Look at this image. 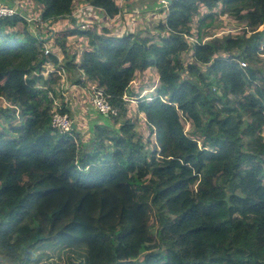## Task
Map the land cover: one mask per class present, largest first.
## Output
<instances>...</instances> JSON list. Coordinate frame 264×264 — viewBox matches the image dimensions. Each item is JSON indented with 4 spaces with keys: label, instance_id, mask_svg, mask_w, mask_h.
I'll return each instance as SVG.
<instances>
[{
    "label": "trees",
    "instance_id": "trees-1",
    "mask_svg": "<svg viewBox=\"0 0 264 264\" xmlns=\"http://www.w3.org/2000/svg\"><path fill=\"white\" fill-rule=\"evenodd\" d=\"M20 1L18 14L0 22V119L18 124L13 137L0 132V264H264V156L237 140L228 98L240 99L242 118L264 111V0H172L156 36L93 23L79 31L87 38L79 56L61 64L43 54L50 35L36 38L29 25L51 29L71 18L77 1L117 18L118 3L39 0L41 21L28 23L36 17L21 15ZM217 7L245 25L240 36L205 41ZM203 8L210 13L198 19ZM193 21L189 79L180 57ZM48 61L75 74L78 86L103 88L117 110L93 127L89 149L76 130L67 136L51 127L60 77L40 75ZM149 67L158 86L138 102L147 128L138 130L128 97ZM152 223L157 251L144 257Z\"/></svg>",
    "mask_w": 264,
    "mask_h": 264
},
{
    "label": "rangeland",
    "instance_id": "rangeland-1",
    "mask_svg": "<svg viewBox=\"0 0 264 264\" xmlns=\"http://www.w3.org/2000/svg\"><path fill=\"white\" fill-rule=\"evenodd\" d=\"M39 0H35L34 2L31 0V4H29L27 2V0H21L20 1V5L22 7V9L26 12L22 13L25 17H28V15H32V16H37L40 14V9L39 6H43V4L38 2ZM168 10V6L166 7V11L162 10V7L159 6L158 11L155 12V14H158L159 18L162 20L164 19L165 13ZM210 13L206 8H203L201 10V15L198 17V19H203L204 15ZM33 18V17H31ZM38 18H40L38 16ZM213 18L214 21L212 23V25L207 28L205 30V41L206 42H211L217 39H222L225 36H240L244 29H245V25L240 23L239 21H237L236 19H234V17L228 16V15H222L220 14V9L217 7L215 9V13L213 14ZM148 21H150V26L149 29L146 31L145 29H142L140 32V36H146L148 34L156 36L158 33L156 32V28L152 27V21H156V19H148ZM64 22H66L68 25H66L65 27L63 26L61 21L55 22L54 26L52 28V30L55 33V36L57 38L56 41H59L60 43L57 44L55 39L49 37L48 39H45V37L43 38L42 42H44L46 45L48 46H44L43 49L47 48L49 49L51 53V55H54L56 57V59L58 60V63H69L68 60L71 59V57L73 55H77L80 54L82 52L83 49H81L80 44L81 42H85L84 40L87 39L85 37V35L82 32H79L80 30L76 27L78 21L76 19H72L71 21L69 20H65ZM89 22H92L91 24L95 23L92 20H89ZM114 25V28L119 29L120 32L126 27L124 25H121L122 28H119V26L116 25V22H112V24H109L106 26V28L111 29ZM99 28L97 27V29L101 28V24L98 23ZM50 26H46V28H48ZM190 27L193 28V32L192 34L194 35L193 37L197 38V33H198V22L197 21H193L192 25H190ZM92 28V27H91ZM90 28V29H91ZM22 30L23 29V24L22 23H18L16 26V30ZM29 29L31 30V32L33 33V35L36 38H40L42 37L43 33H39L40 31L34 29L32 26L29 25ZM262 27H260L257 31H262ZM129 31V30H128ZM203 31V29H202ZM119 32V34H120ZM113 34H117V30L116 32H112ZM118 34V35H119ZM61 42H65L64 47H65V53L62 51V47H61ZM86 44V42H85ZM262 45V44H261ZM67 58V59H66ZM262 65L261 67L264 68V57L262 56ZM66 59V60H65ZM180 60L183 62V64L186 66V72L185 75L186 77H188L189 79H191V72L195 71V69L193 68L194 62L193 59L191 57L190 53H182ZM79 59H76L73 63H78ZM44 71H43V75H47L49 72L51 73H56L57 72V67L56 65H54V61H48L46 63V65L44 66ZM63 75L62 78H59V81L53 85V88L56 90L57 92V97H56V101L59 105H63V106H67L68 108L71 107L72 110L74 111V106L76 105V108H79V104L81 102H84L80 99V96L82 93H84L82 90L84 89L83 87L79 86L78 89L75 90V92L73 93H69L68 92V88L73 82L75 77V74L73 73H60ZM157 70L156 67H149L144 71L138 72L135 76L134 82L133 84H131L130 86V90L131 91H135L136 99H131L133 102H129L128 105V112H127V117H130L132 119V122L135 123L136 127L138 130H147L146 125L143 122V115H141L140 111L137 108L138 102L142 101V100H148L151 95L154 94V91L152 88V86L155 85V80L157 78ZM49 75H47L46 77H48ZM44 77V76H42ZM74 77V78H73ZM45 79V78H44ZM3 83V80H0V84ZM92 85V84H91ZM89 87V86H88ZM87 93V92H86ZM216 97H221L222 93L219 92L217 90V92H215ZM247 96V95H246ZM129 98V97H128ZM229 101L231 103V105L235 108L236 110V118H242V116L240 115L239 111H240V107L238 105V100L235 99V96H228ZM246 99L248 101H252L249 99V97H246ZM0 103H4V99L2 97H0ZM85 104V103H83ZM88 106V105H87ZM89 112H91L92 114H95L94 117H97V112L93 109H91V107L89 108ZM70 110V108H69ZM72 117V116H71ZM127 117L125 116H121L119 118V120H117L118 123H113V127L117 128L119 126L120 123H122L124 120L127 119ZM73 118V117H72ZM90 118V117H88ZM250 121H253V125L254 127L257 126V124L259 123H264V115L262 114V111H258L256 115L252 116L249 118ZM242 123V125L238 124V128H240V131H245V136H247L249 133L246 130V125L247 123L244 122H240ZM17 122L12 121L9 123H5L4 120L0 119V132L4 131V133L6 134V138L7 137H13L17 134ZM191 127H189V124H184L183 130L187 133H189ZM93 131V130H92ZM78 133V132H77ZM79 134V133H78ZM89 133L88 131L84 130L83 131V139H88L89 138ZM80 137V134H79ZM91 138V137H90ZM89 138V141H90ZM261 139L257 138L256 142L260 145L259 147L263 148V152H264V134L260 136ZM82 139V143L85 145L84 149H89L90 148V143L89 141L86 143V140ZM264 156V154H263ZM243 229H248V230H252L254 228V225L251 223H247L245 222L243 227ZM156 230H157V225L155 223L151 224L150 227V236H147V242L145 244V248H144V254L143 256L146 257V254L150 255L154 252H156V244H157V238H156ZM241 235V232L238 234V236Z\"/></svg>",
    "mask_w": 264,
    "mask_h": 264
},
{
    "label": "crops",
    "instance_id": "crops-1",
    "mask_svg": "<svg viewBox=\"0 0 264 264\" xmlns=\"http://www.w3.org/2000/svg\"><path fill=\"white\" fill-rule=\"evenodd\" d=\"M13 1V0H12ZM28 3H31V0H27ZM12 3V2H11ZM116 3L120 6L121 9V15L117 18H108L100 9H93L92 7L88 6L85 3L77 1L72 9V17L78 21V23H88L89 27H92V24L89 22V20L94 21L97 23H100L101 25H109L112 24V22H116V25L119 26V28H122L121 25L126 26L121 32L119 29L114 28V25L111 29H114V32L117 30V34L123 35V34H140L142 29H145L146 31L149 29L150 21L148 19H156V21H152V27H156V23L160 22L161 19L159 18L158 14H155V12L158 11L159 6L162 7L160 0H124V2L120 3L119 0H116ZM0 4H7L5 1L0 0ZM121 4V5H120ZM163 8V7H162ZM22 10L20 11V14L22 15ZM37 15L36 17H38ZM65 20L68 19H62L59 20L62 22L63 26L65 27L68 25ZM58 22V21H57ZM54 26H51V29L46 28V26H42L39 33H43L42 37L50 35L51 38H56L55 33L52 30ZM78 27V25L76 26ZM101 29V28H100ZM129 30V31H128ZM150 35V34H149ZM81 49L85 48V42H81L80 44ZM79 54H77V57ZM78 76H81L78 75ZM135 79V78H134ZM134 82V81H133ZM132 82V84H133ZM89 85H86L83 87L82 90L84 93H82L80 96V99L84 102H81L79 104V108H76V105L74 106V111L71 107L70 110L68 109V115L73 119L74 121V129L76 132L80 134V139L82 141L83 139V131L86 130L89 133V138L91 137L93 127L98 124H104L107 123L104 119L105 117L102 115H98L97 117H94L95 114H92L89 112V108L91 106L90 96L87 92V87ZM68 88L69 93L75 92L76 89L79 88L77 84L72 83ZM56 91V90H55ZM57 96V92H56ZM130 98V97H129ZM85 103V104H83ZM88 105V106H87ZM94 110V109H93ZM90 117V118H88ZM89 138L83 139L86 140V143L89 141Z\"/></svg>",
    "mask_w": 264,
    "mask_h": 264
},
{
    "label": "built area",
    "instance_id": "built-area-1",
    "mask_svg": "<svg viewBox=\"0 0 264 264\" xmlns=\"http://www.w3.org/2000/svg\"><path fill=\"white\" fill-rule=\"evenodd\" d=\"M19 0H15L13 6L7 5V4H0V22L4 19L11 18L18 14V8H19ZM161 5L164 8L163 10L166 11V7L168 6V3L166 0H160ZM120 3L124 2V0H119ZM121 5V4H120ZM28 23L31 22H40V18H26ZM89 26L88 24H82L80 26L81 29L85 30L86 27ZM184 40L186 41V44H184V49L186 52H191V47L196 43V40L194 37L186 36L184 35ZM43 54L45 56H48L50 54L49 49L45 48L43 51ZM242 66H245V63H241ZM62 71L56 72L57 76L60 78L63 77ZM51 74L49 72L47 75ZM41 76L46 77L47 75L40 74ZM87 93L90 96L91 106L92 108L100 115L102 116H116L117 110L110 104L109 97L105 94V91L103 88L97 87L95 84H90L89 87H87ZM59 104L57 103L56 99L53 102V112L51 114L50 124L51 127L61 135H67L72 136L73 135V125L74 121L71 117H69L68 114H61L58 110ZM262 114L264 115V111H262ZM236 121L241 122H247V124L250 125L249 134L245 136L244 131L238 132L237 140L242 144V147L246 151H257L259 153H263V148L259 147L260 145L256 142V139L260 138L261 135L264 134V123L257 124L256 127H254L253 123L247 118H236Z\"/></svg>",
    "mask_w": 264,
    "mask_h": 264
},
{
    "label": "clouds",
    "instance_id": "clouds-1",
    "mask_svg": "<svg viewBox=\"0 0 264 264\" xmlns=\"http://www.w3.org/2000/svg\"><path fill=\"white\" fill-rule=\"evenodd\" d=\"M172 1V0H171ZM169 4V3H168ZM120 7V6H119ZM37 18V17H36ZM65 19H68L69 21L70 20H72V19H74L73 17H72V15H71V18H65ZM62 20V19H61ZM59 21V20H58ZM82 24H88V23H77V25H78V29L79 30H81V31H85V30H88V29H90V27L89 26H87L86 27V29L85 30H83V29H81L80 28V26L82 25ZM204 42V41H203ZM184 53H190V52H184ZM241 63H243V62H240V65H241ZM242 66V65H241ZM242 67H244V66H242ZM58 72V71H57ZM60 72V71H59ZM63 73H65L64 71H62ZM57 75V74H56ZM88 85H90V84H88ZM156 86H158V79L156 78V80H155V85L154 86H152V88L151 89H153V91H154V89H155V87ZM131 99H136L135 97H132V98H128V100H129V102H133ZM70 117V116H69ZM241 121H239L238 122V124H242V123H240ZM247 123V122H246ZM75 129H74V125H73V131H74ZM238 130H240V128L238 129ZM74 133V132H73ZM259 153V152H258ZM260 154H264V152L263 153H260Z\"/></svg>",
    "mask_w": 264,
    "mask_h": 264
},
{
    "label": "water",
    "instance_id": "water-1",
    "mask_svg": "<svg viewBox=\"0 0 264 264\" xmlns=\"http://www.w3.org/2000/svg\"><path fill=\"white\" fill-rule=\"evenodd\" d=\"M167 1V3H171V0H166Z\"/></svg>",
    "mask_w": 264,
    "mask_h": 264
}]
</instances>
